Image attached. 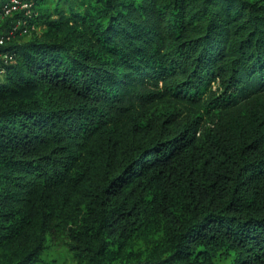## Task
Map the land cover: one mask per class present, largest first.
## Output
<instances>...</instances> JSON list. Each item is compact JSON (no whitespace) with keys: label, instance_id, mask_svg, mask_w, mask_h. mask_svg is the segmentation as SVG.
I'll return each mask as SVG.
<instances>
[{"label":"trees","instance_id":"obj_1","mask_svg":"<svg viewBox=\"0 0 264 264\" xmlns=\"http://www.w3.org/2000/svg\"><path fill=\"white\" fill-rule=\"evenodd\" d=\"M32 23L0 45V264H264V0Z\"/></svg>","mask_w":264,"mask_h":264},{"label":"built area","instance_id":"obj_2","mask_svg":"<svg viewBox=\"0 0 264 264\" xmlns=\"http://www.w3.org/2000/svg\"><path fill=\"white\" fill-rule=\"evenodd\" d=\"M39 0H3L0 3V26L11 18L10 24L0 34V45H4L16 36H27L35 30L32 19ZM5 58L13 59L10 55Z\"/></svg>","mask_w":264,"mask_h":264},{"label":"rangeland","instance_id":"obj_3","mask_svg":"<svg viewBox=\"0 0 264 264\" xmlns=\"http://www.w3.org/2000/svg\"><path fill=\"white\" fill-rule=\"evenodd\" d=\"M3 0H0V3ZM3 77V73L0 75ZM45 264H75L70 254L65 249L48 250L44 254Z\"/></svg>","mask_w":264,"mask_h":264}]
</instances>
